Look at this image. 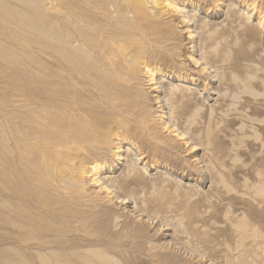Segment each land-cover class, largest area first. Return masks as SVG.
<instances>
[{
  "label": "rangeland",
  "instance_id": "rangeland-1",
  "mask_svg": "<svg viewBox=\"0 0 264 264\" xmlns=\"http://www.w3.org/2000/svg\"><path fill=\"white\" fill-rule=\"evenodd\" d=\"M48 1L0 0V95L16 85L17 72L49 51ZM160 1L143 0L168 39L144 49L143 58L157 64L152 83L143 71L135 78L146 94V119L139 117L146 129L121 134L115 121L100 116L109 136L87 158L95 155L100 167L80 179L78 204L71 200L53 211L59 217L49 221L54 244L31 247L29 236L19 246L0 244V264H89L86 256L94 264H264V0H172L175 10ZM14 105L0 107V135H21L14 123L26 115ZM165 124L181 135L165 131ZM131 167L136 183L128 180ZM9 194L1 184L4 220L14 209ZM80 224L84 231L73 230ZM8 229H0V238L13 236Z\"/></svg>",
  "mask_w": 264,
  "mask_h": 264
},
{
  "label": "bare ground",
  "instance_id": "bare-ground-1",
  "mask_svg": "<svg viewBox=\"0 0 264 264\" xmlns=\"http://www.w3.org/2000/svg\"><path fill=\"white\" fill-rule=\"evenodd\" d=\"M171 1L161 0L162 8L172 10L175 5ZM48 3L49 51H46L44 58L35 57V66H27L26 70L17 72L16 85L11 89H4L0 95V107H8L14 103L15 108L21 109V113L26 115L22 123H14L21 135H0V183L10 192L14 201L13 211L6 213L8 218H0V229L9 226L13 236H2L0 244L19 246L29 236L33 241L31 247L38 249L54 244L50 237L56 229L54 223L49 221L56 219L55 213L60 204L66 207L69 201L75 199L80 179L88 172L94 176L100 167L95 155L89 160L87 158L93 153V149L97 151L102 145L105 146L104 142L108 139L109 135H104L105 132L103 134L105 123L101 119L104 122L115 121L122 128L121 134L137 126L146 129V118L143 117L146 94L144 97L138 88L139 78L137 77L138 82L135 78L138 72L143 71L149 77V83H152L157 64L151 66L143 58L144 49H147L150 41L157 43L167 39L163 38L164 33L158 22L161 19H154L144 7L143 0H49ZM150 36L153 38L150 39ZM169 43L170 41L167 44ZM133 46H136V50L131 52ZM89 62L96 68L88 66ZM147 103L149 104V100ZM184 104L191 106L192 102L185 101ZM7 113L1 114L2 122H9ZM195 113L199 114L198 110L195 109ZM140 116L144 118V121L141 120L143 123L139 122ZM1 128L3 131V127ZM163 129L173 136L181 135L177 129L166 124ZM108 134H113L119 141L123 139L118 131L109 129ZM116 148L117 152L119 146ZM139 150H142L141 146ZM144 157L141 152L140 158ZM132 171H135L134 167L128 169V173ZM130 174L132 173L128 174L129 182L136 183V179ZM63 183L65 185H61ZM71 210L70 212L75 213V210ZM38 218H46L47 222L39 223ZM8 219L11 220L10 225ZM83 226L84 224L72 228L84 231ZM25 232L28 235L21 236ZM240 246L242 239L235 248ZM83 259L84 262L94 264L88 256ZM97 259L104 263L107 258L105 254L97 253ZM67 262L72 263V260L67 258ZM123 263L132 262L123 260Z\"/></svg>",
  "mask_w": 264,
  "mask_h": 264
}]
</instances>
